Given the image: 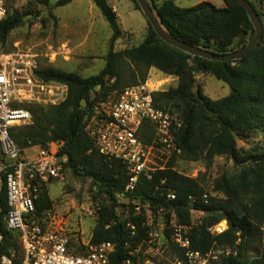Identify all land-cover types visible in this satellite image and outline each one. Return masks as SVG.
Returning a JSON list of instances; mask_svg holds the SVG:
<instances>
[{
	"label": "trees",
	"instance_id": "1",
	"mask_svg": "<svg viewBox=\"0 0 264 264\" xmlns=\"http://www.w3.org/2000/svg\"><path fill=\"white\" fill-rule=\"evenodd\" d=\"M36 1L43 5L49 3V0ZM71 1L56 0L55 5L63 6ZM132 1L135 9L140 10L137 2ZM246 1L253 6L250 0ZM92 2L110 29L102 68L87 76L58 67L34 68L33 72L38 78L64 83L66 95L56 104L27 107L31 122L10 128L13 141L21 148L46 146L51 141L61 142L58 154L66 156L64 168L76 176L89 178L108 199L113 200L125 186L127 169L120 160L99 153L87 134L85 126L94 113V103L111 92L115 97L126 86L145 81L151 67L174 75L176 85L154 92L153 101L157 107L175 113L181 120V126L174 131L176 144L181 149L180 158L186 161L200 160L207 166L215 156H225L237 164L257 163L261 168L251 181V194L245 203H237L238 197L232 192L228 179L221 176L215 180L214 188L223 189L231 199L220 201L212 197L197 179L171 168L160 170L152 178L140 176L133 191L125 195L129 207L123 217L116 213L113 202L103 200L99 203L89 242H113L115 246L110 254V264H122L124 258L130 257L128 250L147 234L148 227L144 224L146 212L132 213L134 204L131 200H139L148 202L153 214L161 208L160 213H163L165 221H169L173 215L175 222L181 225L190 223L192 209L202 211L201 222L188 234L191 250L205 253L220 246L248 250L249 242L255 237L254 228L261 226L264 230V152L240 153L234 133L242 139L250 130L264 131V45L259 41L240 59L210 60L166 43L146 20L148 32L141 42L116 49L115 41L123 34L118 16L108 0ZM223 2L222 7L209 1L181 7L174 0H162L158 4L152 2V6L159 22L172 36L215 53H228L235 38L239 37L236 42L238 50L246 44L244 35L249 34L252 38L254 29L237 0ZM256 12L261 17L262 13ZM25 14L10 4L7 15L0 21L1 47L4 48L9 32L24 22ZM200 72H209L227 83L230 94L213 100L203 95L200 87L194 90V75ZM96 88L99 90L91 97V90ZM168 164L170 167L175 164L174 159ZM162 178L174 190L173 200L167 199L157 188ZM47 189L42 186L35 201V214L38 217L52 206ZM204 193L207 195L206 202L202 196ZM190 196L195 200L190 202ZM6 210L3 185L0 190L2 248L9 255L8 249L13 248L19 255V233L6 228L3 220ZM221 220H226L227 228L220 233H211L209 227ZM127 223L135 228L131 229ZM132 230L136 234L131 238ZM170 232V228L164 229L168 239ZM124 241H128L130 246L125 248ZM83 247L78 243L75 249L81 251ZM177 251L178 257L183 259V254L179 249ZM131 258L135 260L134 256ZM219 264H264V243L261 252L252 258L240 259L239 254H230L222 257Z\"/></svg>",
	"mask_w": 264,
	"mask_h": 264
},
{
	"label": "built area",
	"instance_id": "2",
	"mask_svg": "<svg viewBox=\"0 0 264 264\" xmlns=\"http://www.w3.org/2000/svg\"><path fill=\"white\" fill-rule=\"evenodd\" d=\"M12 1L0 0V21L7 15ZM31 67L29 58L4 50L0 45V152L3 156L0 160V190L4 185L7 207L3 220L8 230L19 233L21 250L19 255L13 248L8 249L10 255L5 252L0 231V264H110L113 242H82L83 249L77 251L68 246L67 239L61 234L43 226L35 214V201L41 187L48 188L50 183L63 179L66 156L47 145L21 148L10 136V128L31 122L30 111L19 103L21 93L25 91L23 87L37 81L38 87L49 88L50 93L61 100L65 98L67 87L61 82L38 78ZM180 126L181 120L176 114L154 104L153 91L143 81L126 86L117 96L99 102L85 130L99 153L116 158L125 165L128 178L117 196L128 199L125 195L133 191L140 176L152 178L157 171L176 170L174 164L170 167L168 162L181 160V149L174 138V131ZM31 148H34L33 154H25V150ZM157 188L167 199L175 198L174 190L165 184V179L159 180ZM202 196L206 202L207 195ZM189 198L190 202L195 200L193 196ZM131 201L133 214L145 211L147 215L144 223L148 227L144 237L147 248L142 264H157L155 258L160 253L164 234L160 226H155V214L149 203ZM156 212L160 214L161 208ZM127 224L131 229L135 228L133 224ZM220 224L210 226L211 233L222 232L224 227ZM169 228L173 244L183 254V259L176 258V264L206 262L212 250L205 253L191 250L188 235L182 233L186 225L178 224L174 219ZM135 234L132 230L131 238ZM123 244L125 248L130 246L128 241ZM135 252V248L129 249L130 257L124 258L122 264H136L131 258Z\"/></svg>",
	"mask_w": 264,
	"mask_h": 264
},
{
	"label": "rangeland",
	"instance_id": "3",
	"mask_svg": "<svg viewBox=\"0 0 264 264\" xmlns=\"http://www.w3.org/2000/svg\"><path fill=\"white\" fill-rule=\"evenodd\" d=\"M55 1L49 0L47 5H43L36 0H13L11 6L26 14L24 22L9 32L4 48H2L29 58L32 69L51 66L75 71L83 76L97 73L104 64V55L109 45L110 29L107 22L92 0H72L63 6H56ZM147 1L153 9L152 2L158 4L162 0ZM200 1H209L217 7L224 6L223 0H174L181 7L193 6ZM250 1L255 10L262 13L259 17L262 25L259 41L261 45H264V0ZM108 2L115 9L123 31L121 37L115 41L114 47L121 49L137 45L148 32V25L141 10L135 9L132 0H108ZM244 37L246 43L251 39L249 34H245ZM238 39L239 37L234 39L229 48L231 51L237 50L236 42ZM145 81L153 93L164 91L177 83L174 75H167L155 67L149 69ZM35 82L37 81H33L32 85L23 87L25 91H22L19 103L24 108L28 109L34 105L47 106L60 102L62 98H55L56 94H51L49 88L41 89ZM197 86L201 88L203 95L213 100L224 97L231 92L227 83L209 72L195 73L194 90ZM98 90L99 88L92 89L91 97ZM113 94L114 92H111L106 98L95 102L94 107L99 102L114 97ZM54 99L56 100L53 102ZM234 135L240 153L264 152V131L261 129L248 131L246 137L242 139L236 133ZM47 147L59 149L60 143L50 142ZM33 152L34 148L25 150V154L28 155L33 154ZM174 167L178 172L197 179L212 197L220 201L231 199L223 189L214 188L215 180L225 176L232 192L238 197L237 203L247 201L252 190L251 181L261 168L257 163L252 162L237 164L225 156H215L209 166L200 160L186 161L181 159L174 164ZM47 194L52 201V206L43 211L41 216L36 215L38 221L43 226L65 237L71 248H75L78 243L89 241L95 224L96 210L101 201L113 202L116 213L122 217L129 207L127 199L120 196H114L113 200L108 199V196L89 178L76 176L66 168H64L63 179L49 184ZM190 215V223L186 225V228H182L184 235L190 234L193 227L201 222L203 212L192 209ZM163 216V213H155V226L161 227L160 231L165 237L163 244L161 243L162 246L160 245V253L156 254L155 259L157 264H176L178 251L171 239L172 231L169 239L164 233V229L169 228L175 217L171 215L170 220L165 221ZM219 222L225 230L227 228L226 220ZM254 236L249 242L248 250L236 246L212 248L211 254L204 264H219L222 257L230 254H239L240 259L252 258L261 252L264 243V230L261 226L254 228ZM144 240V237L141 238L134 246L136 264H142L147 248Z\"/></svg>",
	"mask_w": 264,
	"mask_h": 264
},
{
	"label": "water",
	"instance_id": "4",
	"mask_svg": "<svg viewBox=\"0 0 264 264\" xmlns=\"http://www.w3.org/2000/svg\"><path fill=\"white\" fill-rule=\"evenodd\" d=\"M145 16L146 20L149 22L155 33L166 43L183 50L192 55H197L206 59L216 60V61H231L235 59L242 58L252 47H254L261 38L262 25L260 18L254 9V7L248 3L246 0H237L239 4L243 6L249 21L251 22L254 33L252 38L240 49L228 53H215L198 46L186 43L171 34H169L164 27L159 22L154 10L147 0H135Z\"/></svg>",
	"mask_w": 264,
	"mask_h": 264
},
{
	"label": "crops",
	"instance_id": "5",
	"mask_svg": "<svg viewBox=\"0 0 264 264\" xmlns=\"http://www.w3.org/2000/svg\"><path fill=\"white\" fill-rule=\"evenodd\" d=\"M113 10H115V9H113Z\"/></svg>",
	"mask_w": 264,
	"mask_h": 264
}]
</instances>
